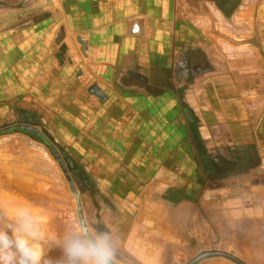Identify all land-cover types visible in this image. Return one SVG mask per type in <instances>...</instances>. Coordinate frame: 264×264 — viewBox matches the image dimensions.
<instances>
[{
  "label": "crops",
  "instance_id": "crops-1",
  "mask_svg": "<svg viewBox=\"0 0 264 264\" xmlns=\"http://www.w3.org/2000/svg\"><path fill=\"white\" fill-rule=\"evenodd\" d=\"M0 114L87 145L117 264H264V0H0Z\"/></svg>",
  "mask_w": 264,
  "mask_h": 264
},
{
  "label": "rangeland",
  "instance_id": "rangeland-1",
  "mask_svg": "<svg viewBox=\"0 0 264 264\" xmlns=\"http://www.w3.org/2000/svg\"><path fill=\"white\" fill-rule=\"evenodd\" d=\"M3 118L4 114H0V218H10L18 209L29 208L45 233V239L41 241L45 258L49 264H59L61 237L69 228V221H77L79 215L66 175L55 154L62 159L81 197L83 218L90 228L103 223L100 216L103 211L97 212L102 210L103 202L95 187L88 186V183L93 184L95 179H100V171L88 168L89 155L81 152L88 150L87 145L84 148L72 146V139L55 120L18 122ZM17 128L39 133L47 145L21 134H4ZM69 161L79 169L71 172ZM99 188L104 189L103 185ZM23 195H27L25 201Z\"/></svg>",
  "mask_w": 264,
  "mask_h": 264
},
{
  "label": "clouds",
  "instance_id": "clouds-1",
  "mask_svg": "<svg viewBox=\"0 0 264 264\" xmlns=\"http://www.w3.org/2000/svg\"><path fill=\"white\" fill-rule=\"evenodd\" d=\"M61 237L59 264H117L109 231L93 230L81 215ZM45 233L29 208L0 218V264H49L41 241Z\"/></svg>",
  "mask_w": 264,
  "mask_h": 264
},
{
  "label": "water",
  "instance_id": "water-1",
  "mask_svg": "<svg viewBox=\"0 0 264 264\" xmlns=\"http://www.w3.org/2000/svg\"><path fill=\"white\" fill-rule=\"evenodd\" d=\"M17 130H23V131H26L27 133H30V134L34 133V131H32L31 129H27V128H22V129H17ZM13 131H16V130L6 131V132H4V134H9V133H11V132H13ZM55 157H56V159L58 160V163H59V165H60L62 171H63V172L65 173V175H66L67 181H68V183H69V186H70V188H71V191H72V194H73L74 200H75L76 205H77V213H78L79 217H80L81 215L83 216V214H82V208H81V204H80V201H81L80 195L77 193V191H76V189H75V187H74V185H73V182H72V180H71V178H70V175L68 174V170H67L66 166L64 165L62 159H61L57 154H55ZM211 257H223V258H227V259H229V260H231V261H233V262H235V263H237V264H242V263H240L239 261H237L235 258L230 257V256H224V255H222V254H205V255H203L202 257L198 258V259L196 260V262H198V261H200V260H202V259H205V258H211Z\"/></svg>",
  "mask_w": 264,
  "mask_h": 264
},
{
  "label": "trees",
  "instance_id": "trees-1",
  "mask_svg": "<svg viewBox=\"0 0 264 264\" xmlns=\"http://www.w3.org/2000/svg\"><path fill=\"white\" fill-rule=\"evenodd\" d=\"M36 136L32 137L34 138L37 142L43 144V145H47V141L44 137L40 136V134L35 133Z\"/></svg>",
  "mask_w": 264,
  "mask_h": 264
}]
</instances>
